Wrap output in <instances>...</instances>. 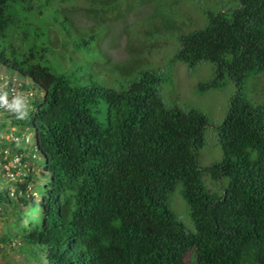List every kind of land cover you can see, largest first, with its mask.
Here are the masks:
<instances>
[{
	"label": "trees",
	"instance_id": "16d2710c",
	"mask_svg": "<svg viewBox=\"0 0 264 264\" xmlns=\"http://www.w3.org/2000/svg\"><path fill=\"white\" fill-rule=\"evenodd\" d=\"M56 1L0 0V66L43 91L29 98L27 117L10 119L15 134L33 132L31 145L11 142L9 157L35 164L36 194L24 198L31 173L15 182V195L0 189L5 217L17 198L36 214L25 225L17 209L12 225L28 264H264V107L239 90L231 95L215 132L222 157L199 165L206 115L165 105L154 86L158 69L143 68L119 86L101 81L78 57L92 55L99 31L76 34L66 0ZM48 22L65 35L67 54L54 50ZM174 57L212 65L213 78L199 88L225 76L241 88L264 72V0L208 10L202 26L179 33ZM7 147L1 140V155ZM175 191L192 227L170 206Z\"/></svg>",
	"mask_w": 264,
	"mask_h": 264
},
{
	"label": "rangeland",
	"instance_id": "374dc122",
	"mask_svg": "<svg viewBox=\"0 0 264 264\" xmlns=\"http://www.w3.org/2000/svg\"><path fill=\"white\" fill-rule=\"evenodd\" d=\"M53 1L57 5V1ZM99 1L104 0L64 2V5L70 7L68 15L76 34L90 30L99 31L92 43V55L77 54L78 57L88 58L91 68L98 73V78L103 79L107 85L119 86L125 77L136 75L143 68L160 70V78L154 86L165 105L176 104L182 108H195L208 118L205 144L197 151L199 165L207 167L221 159L222 150L217 143L215 132L227 112L229 98L239 90L249 100L264 107V72L252 80L250 77L255 74L251 75L239 89L227 76L217 87L199 88L201 83L213 78L212 65L201 62L190 66L176 59L174 55L179 46V33L202 26L208 10H224L235 6L236 0H110L112 2L104 7V11L95 12L92 8L100 7ZM88 5L92 7L89 10ZM45 30L48 31L57 54L60 55L63 51L67 54L70 46L58 26L48 22ZM12 82H22L23 92L30 93L29 98L41 97L43 94L42 89L29 77L0 66V83L7 86ZM12 116V112L2 109L0 143L4 139L8 147L6 153L2 151L3 155L0 154V189L9 192L10 196L15 195V182H23L25 176L31 173L32 178L24 196L28 201L31 195L36 194L35 179L39 171L30 161L16 168L11 165L9 155L14 149L7 136L14 129L10 122ZM11 168L13 178L8 175ZM204 175L206 186L215 189L216 185L207 172ZM21 195L22 192L19 197ZM14 202V205L9 203L10 207L7 206V217L0 213V238L4 232L10 233L8 239H0V264H28V258L20 249L19 238L14 234L12 225L17 209L24 213L19 219L25 225H29L31 216L36 214L29 211V204L23 203L19 198ZM170 206L186 226L192 227L187 207L178 191L171 195ZM186 261H191L190 253L187 254Z\"/></svg>",
	"mask_w": 264,
	"mask_h": 264
},
{
	"label": "built area",
	"instance_id": "2783aa9c",
	"mask_svg": "<svg viewBox=\"0 0 264 264\" xmlns=\"http://www.w3.org/2000/svg\"><path fill=\"white\" fill-rule=\"evenodd\" d=\"M24 89H22L20 82H12L8 87L4 86L3 84H0V95L7 94V99L11 101L16 96H21L25 98V100L28 103L30 93H24ZM28 92V91H27ZM3 107L0 106V117L2 113ZM4 111V110H3ZM7 139L12 143H21L23 142L24 145H29L31 143V136L29 133H26L25 131L21 134H15L14 132H11L9 136H7ZM7 152V150H5ZM12 162V167L16 168L17 166H20V154H13L10 158ZM8 175L10 177H14L13 169H9Z\"/></svg>",
	"mask_w": 264,
	"mask_h": 264
},
{
	"label": "clouds",
	"instance_id": "9594fccd",
	"mask_svg": "<svg viewBox=\"0 0 264 264\" xmlns=\"http://www.w3.org/2000/svg\"><path fill=\"white\" fill-rule=\"evenodd\" d=\"M20 83H21V86L24 85L22 82ZM9 85H7L6 87H8ZM0 106L14 113L17 119H24L25 117L29 115L30 106L28 105L25 98L21 96H16L11 101H9L7 99V94L0 95ZM14 130L15 129H13L11 132H13ZM25 132L29 133L31 136V143L29 144L31 145L33 142V134H32L33 132L31 130L29 132V128ZM4 153H6L5 150H4Z\"/></svg>",
	"mask_w": 264,
	"mask_h": 264
}]
</instances>
